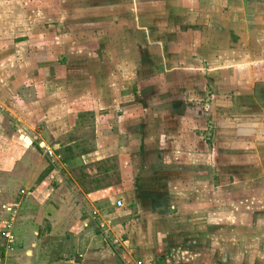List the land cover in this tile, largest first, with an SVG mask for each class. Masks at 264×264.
<instances>
[{
	"label": "rangeland",
	"instance_id": "374dc122",
	"mask_svg": "<svg viewBox=\"0 0 264 264\" xmlns=\"http://www.w3.org/2000/svg\"><path fill=\"white\" fill-rule=\"evenodd\" d=\"M249 1L0 0V233H40L21 264H264Z\"/></svg>",
	"mask_w": 264,
	"mask_h": 264
},
{
	"label": "crops",
	"instance_id": "0c3cea01",
	"mask_svg": "<svg viewBox=\"0 0 264 264\" xmlns=\"http://www.w3.org/2000/svg\"><path fill=\"white\" fill-rule=\"evenodd\" d=\"M244 1L250 2L249 0H244ZM237 3H238V1H237ZM252 3H254V5ZM248 5L249 4H247L246 6H248ZM250 6H252L253 9H255L254 11L259 12L262 8H264V2L262 0H251ZM261 26H264V22L258 25V27H261ZM259 65L260 64H258L256 68H253V67L250 68V72H249L248 76H250L251 80L246 79L253 86L256 84V87L254 86L255 88H257V86H260L262 88L264 87V82H262L258 85L259 77H262L264 75V67L260 68ZM242 103H256V101L253 100L252 96L250 95L249 98H246V100ZM12 114H13V117L15 118L16 122H19L18 116H20V112L13 111ZM149 203H150V205H152V208H153V206L155 207L154 204L157 203V199L152 197L149 199ZM23 216H21V215L16 216V220L13 222L11 229H10V233L13 236V243L9 247V250H12V249L15 250L17 252V255H12L13 257H10V255L8 253V248L6 247V245L4 243L5 247H4L3 253L0 255V264H21L22 262L19 260L20 253H23L24 255H26L28 257V256H32L31 254L35 250L34 246H35L36 242L38 241V237L40 234L39 230H38L39 226H37L35 229L34 226H36V225H34L33 222H34V220L36 221V219H33V218H32L33 220L30 218L26 219V217H23ZM32 216H34V215H32ZM53 216L54 215H51V216L49 215V217H45V218H47V220H51L52 218H54ZM49 223L51 225L53 224L52 221H49ZM51 225L49 228V224H47V228H49L48 231L52 230ZM31 236H33L34 238L33 237L31 238ZM93 236H94V240L95 239L97 240V236L96 235H93ZM92 238L93 237H90V236L84 237L83 230H82V232H80L77 236H75V240H76L75 246L77 247L79 245V247H81V244L83 243L84 246L86 247L89 244V242L94 241ZM3 242H5L4 239H3ZM253 242H256L255 239ZM77 258L79 259L80 257L77 256ZM80 260L82 261V259H80Z\"/></svg>",
	"mask_w": 264,
	"mask_h": 264
},
{
	"label": "trees",
	"instance_id": "16d2710c",
	"mask_svg": "<svg viewBox=\"0 0 264 264\" xmlns=\"http://www.w3.org/2000/svg\"><path fill=\"white\" fill-rule=\"evenodd\" d=\"M79 146H70V145H63L59 150H55L56 155L60 157L62 163L66 164L72 161H75V157L85 152L84 149ZM4 242H0V255L3 253L4 250ZM121 264V263H119Z\"/></svg>",
	"mask_w": 264,
	"mask_h": 264
},
{
	"label": "built area",
	"instance_id": "2783aa9c",
	"mask_svg": "<svg viewBox=\"0 0 264 264\" xmlns=\"http://www.w3.org/2000/svg\"><path fill=\"white\" fill-rule=\"evenodd\" d=\"M48 154L52 155L51 151H49ZM49 177L52 178V176H50V175H49ZM116 204L120 205V201L117 200ZM9 228L11 229V225L9 224V222H6L4 224L3 230L0 233L3 236V239L5 241V245H6L7 248H9L11 246V244L13 243V236L10 233V229Z\"/></svg>",
	"mask_w": 264,
	"mask_h": 264
},
{
	"label": "water",
	"instance_id": "95a60500",
	"mask_svg": "<svg viewBox=\"0 0 264 264\" xmlns=\"http://www.w3.org/2000/svg\"><path fill=\"white\" fill-rule=\"evenodd\" d=\"M17 138H18L19 140H21V141H22L23 143H25V144H30V143H31L30 137H29L28 135H26V134L19 133V134L17 135Z\"/></svg>",
	"mask_w": 264,
	"mask_h": 264
}]
</instances>
